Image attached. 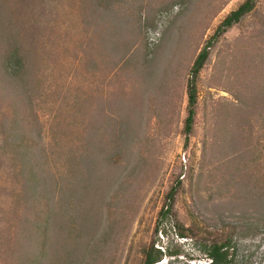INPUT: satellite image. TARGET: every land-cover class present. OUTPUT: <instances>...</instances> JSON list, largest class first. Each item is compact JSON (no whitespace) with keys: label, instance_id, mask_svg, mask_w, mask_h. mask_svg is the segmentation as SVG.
Listing matches in <instances>:
<instances>
[{"label":"rangeland","instance_id":"1","mask_svg":"<svg viewBox=\"0 0 264 264\" xmlns=\"http://www.w3.org/2000/svg\"><path fill=\"white\" fill-rule=\"evenodd\" d=\"M2 1L0 264H37L27 257L37 240L24 234L22 223L40 209L31 210L15 184L20 167L6 148L14 120L29 116V95L36 98L35 68L45 100L33 101L42 123L34 135L51 141L47 162L63 174L69 169L76 185L83 182L73 207L65 198L60 209L63 220L82 228L68 256L72 264H143L142 247L154 240L166 250L156 264H205L206 247L228 237L239 264H264V197L245 188L247 182L264 186V0L212 46L197 77L187 146L190 69L244 0H38L35 12L31 6L16 21L28 27L18 39L11 23L26 2ZM22 41L27 48L35 43L40 65L32 75L13 58ZM88 41L94 55L84 52ZM17 92L24 108L11 97ZM240 155L255 165L246 169L245 157L236 163ZM177 180L173 210L156 234L158 213Z\"/></svg>","mask_w":264,"mask_h":264},{"label":"trees","instance_id":"2","mask_svg":"<svg viewBox=\"0 0 264 264\" xmlns=\"http://www.w3.org/2000/svg\"><path fill=\"white\" fill-rule=\"evenodd\" d=\"M14 0H3V4H7ZM260 0H244L239 6L232 10L216 27L214 33L209 37L207 43L202 47L198 56L194 60L192 67L190 69V76L188 79L187 86V94H188V114L185 119L183 132L185 134V145L187 146L192 138L193 128L195 124L196 112H197V104H198V87H197V77L200 74L201 70L204 68L212 46H214L218 39L232 26L236 23L240 22L245 16L250 14L257 6ZM26 7L24 13L23 10L16 9V17L11 26L13 36L18 39L22 37V31L27 32V29L19 25L24 24L20 21L21 16H26V12H30L29 9L32 6L33 11L35 12L38 0H25ZM40 3V0H39ZM23 14H22V13ZM43 16L46 11L43 10ZM22 14V15H21ZM41 16V18H43ZM28 34V33H27ZM86 46V50L89 52L86 55H94L95 48L91 47V44ZM30 47L27 48L26 44L24 46L22 43H18L15 48V52L13 54V58L15 62L18 63L20 67H24V70L30 72V75L35 74L36 78H33L31 88L33 93H36V98H32L29 95V101L27 103V108L29 111V116L25 115L21 120L15 119L13 123L12 130H9L10 135L6 137L7 149L14 156L13 166L20 167L17 169V173L14 174V182L17 185H20L24 188V192L27 195L28 200H30L29 207L35 210H39V214L37 216L29 217L25 216L22 229L24 234L28 238L35 242L37 240V249L34 253H30L28 258L37 264H72L71 260L68 259L72 250L76 251V241L78 236L81 235L82 228L78 229L76 226L71 224L69 221L63 220V215H60V209L63 207V202L68 206H72L76 202L77 192L79 195V191H77L78 187L80 188L81 180H78V184L76 185L77 180L75 179V174L69 175L70 170L66 169V173L63 174V169L57 167L59 164L55 162V166L52 162H47L48 160V150L51 147V141L48 139H44L42 135H34L35 131L42 132V123L40 117H37L35 114L36 106L33 105V101L36 99H40V102L43 103L44 96L41 94V85L40 77L37 79L38 73L36 72V66L40 62H36L34 56L37 55L36 48H34L35 43L29 42ZM87 45V44H86ZM34 48V49H33ZM17 64L15 67L17 68ZM35 66V67H34ZM14 67V68H15ZM15 68V69H16ZM35 68L34 72L31 74L32 70ZM39 71V66L37 68ZM0 81H2L0 79ZM43 81V80H42ZM13 85L14 82L12 83ZM9 95V93H8ZM15 104L23 105L25 104V99L20 97V93H15V96H12ZM44 104V103H43ZM25 106V105H24ZM46 107L48 105L46 104ZM27 111V112H28ZM26 112V113H27ZM35 115V116H34ZM13 131V133H12ZM225 132L226 129L224 130ZM48 140V141H47ZM54 140V139H53ZM40 150L42 154H40ZM61 149H59V152ZM251 155V153H249ZM18 156V157H17ZM40 156V157H39ZM249 155H240L237 156L235 162L240 163V161L245 157L248 162L245 163V168L247 169V165H255V159L250 158ZM60 157V156H59ZM108 160V159H106ZM111 160V159H109ZM106 164H109L108 161H105ZM95 164V163H94ZM93 164V165H94ZM257 166V165H256ZM72 167V165H71ZM91 171V168L89 167ZM114 169H111L109 174L113 173ZM116 172V171H115ZM93 174V171L90 172V176ZM87 177L84 182V189H87L88 182L90 178ZM128 181L126 177H124V181ZM84 181V179H83ZM125 181V182H126ZM93 179L91 178V183ZM129 182V181H128ZM131 187L134 185L133 182H129ZM129 187V188H131ZM180 181L177 180L174 185H172L171 189L167 193L164 201L163 207L160 209L158 213V220L155 226V233L157 234L160 230L164 219L169 215V213L173 210V200L174 197L179 190ZM129 188H126L128 190ZM247 190V195L251 194L259 200L261 197H264V186L253 184L252 182H247L245 186ZM77 189V190H76ZM64 196V199H63ZM37 203H39L40 208L36 207ZM126 204V203H125ZM81 206V204H80ZM82 207V206H81ZM86 207L82 208L85 209ZM38 213V212H37ZM67 218V217H66ZM79 232V234H78ZM108 234V233H107ZM233 238L228 237L226 240L221 242H214L211 245L207 246L205 249L206 257L209 259L205 262V264H239L232 252L233 248ZM64 251V254H63ZM143 252V264H156L164 258L166 254V250L164 248H160L156 245L155 240L150 243H144L142 247ZM75 253V252H74ZM88 254V253H87ZM90 260V256L88 254L85 255V258ZM86 264L85 262H79V264Z\"/></svg>","mask_w":264,"mask_h":264}]
</instances>
